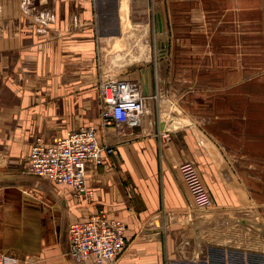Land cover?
<instances>
[{
    "label": "crops",
    "instance_id": "crops-1",
    "mask_svg": "<svg viewBox=\"0 0 264 264\" xmlns=\"http://www.w3.org/2000/svg\"><path fill=\"white\" fill-rule=\"evenodd\" d=\"M139 1L0 0V253L20 264H78L68 255L69 225L93 214L127 225L125 249L104 264H254L264 256V0H146L152 23L160 15L164 24L153 95L128 139L100 133L115 150L87 165L93 203L28 172L38 137L99 126L100 80L127 78L99 71V24L131 21L122 9ZM148 12H133V21L148 23ZM184 163L197 169L213 209L195 208ZM226 225L251 233L257 254L238 239L237 258L210 255L209 234Z\"/></svg>",
    "mask_w": 264,
    "mask_h": 264
},
{
    "label": "built area",
    "instance_id": "built-area-1",
    "mask_svg": "<svg viewBox=\"0 0 264 264\" xmlns=\"http://www.w3.org/2000/svg\"><path fill=\"white\" fill-rule=\"evenodd\" d=\"M99 100V126L83 127L53 141L38 137L28 157L31 175L67 188L87 205L95 198V191L87 182V165H101L104 156L115 150L101 141L100 133L113 129L117 139H128L132 129L141 125L146 111V97L138 80L101 79ZM180 169L195 208H211L212 198L195 166L184 163ZM126 230L124 221L107 214L73 221L68 229V255L78 264L114 263L126 247ZM0 264L20 263L17 258L0 253Z\"/></svg>",
    "mask_w": 264,
    "mask_h": 264
},
{
    "label": "rangeland",
    "instance_id": "rangeland-1",
    "mask_svg": "<svg viewBox=\"0 0 264 264\" xmlns=\"http://www.w3.org/2000/svg\"><path fill=\"white\" fill-rule=\"evenodd\" d=\"M147 6H148V2L146 0H140L138 7L139 9H136L135 6L133 8H130V10L127 9L126 11L125 9H122V12L125 11V15L128 14L129 19L131 21H127V19L124 18V20L127 22H122V23L106 22L99 24L100 35H105V39H102L100 41L101 54L99 56L98 67H99V71L102 72L104 75L121 73V76L122 74H126V76L129 79L138 80V81L140 80L141 82V75H140L141 68L148 67L149 65L152 67L151 64L153 63L156 64L157 41L155 36H156L157 25L155 24V22L152 23L153 20L152 7L151 8L149 7V12H148ZM133 12H137L138 15H146L148 12L150 17L149 22L146 23V19H144V17L137 18V19L145 20L144 22L133 21L132 18ZM113 19L114 18H111L108 15L106 17V20H113ZM137 19L134 18V20ZM146 28H148L147 35L143 33L145 32ZM213 208H214V203L213 206L207 210ZM209 214H210L209 212L205 213L204 218L206 219L207 217H211L208 216ZM229 225L223 226L222 229L216 230L215 233L209 234V236L212 237L216 236L215 238H211L208 240L209 243H207V245H210L208 248L210 252L209 254L211 255L214 253V255H216V253H218L220 257L226 254L228 257L234 256L233 258H237L238 254L240 253L236 250V248L233 247L235 246L234 241L238 239L239 240L242 239L244 241H250L251 244L249 249L250 255L257 254V248H256L257 244L254 243L255 238L252 237V234L251 233L247 234L246 230L242 234H239L240 231L236 232L235 230L232 229L227 230L226 228H228ZM233 226L236 227L237 229H244L236 225ZM262 237L264 239V234L262 235ZM225 240L228 241L226 242ZM216 245H221L220 246L221 248H228V249L229 247H231L234 252L227 250V251H220L222 253H219V250L215 248L217 247ZM254 258H257V256ZM263 258L264 256L263 257L260 256V259L259 258H257L258 260L255 259L254 264H264ZM218 264H224V263H222L221 260V263ZM229 264H239V263H235L233 261L232 263Z\"/></svg>",
    "mask_w": 264,
    "mask_h": 264
},
{
    "label": "water",
    "instance_id": "water-1",
    "mask_svg": "<svg viewBox=\"0 0 264 264\" xmlns=\"http://www.w3.org/2000/svg\"><path fill=\"white\" fill-rule=\"evenodd\" d=\"M156 25H157V31L162 34L164 32V24L162 22V18L160 15H158V24H156ZM163 48H165V46H163V44H162V49ZM159 52H160V50L156 49V56L157 57L160 54ZM153 72H154V70H153V67H151V66L141 68V70H140L142 91H143V95L146 98H150L153 95V84H154ZM112 77H114V76H112ZM109 78H111V77H109ZM123 79L128 80V77L123 78ZM139 127L140 126H137L136 128L134 127V131H139L140 130ZM170 130H171L170 127L165 126V128L162 130V133L170 132Z\"/></svg>",
    "mask_w": 264,
    "mask_h": 264
},
{
    "label": "bare ground",
    "instance_id": "bare-ground-1",
    "mask_svg": "<svg viewBox=\"0 0 264 264\" xmlns=\"http://www.w3.org/2000/svg\"><path fill=\"white\" fill-rule=\"evenodd\" d=\"M125 4H126V1H125ZM126 9H127V8H126ZM125 11H126V10H125ZM127 15H128V14H127ZM126 19H127V21H129L127 17H126ZM127 21H126V22H127ZM126 24H127V23H126ZM126 24H125V25H126ZM127 25H128V24H127ZM128 26H129V25H128ZM123 28H125V27H123ZM147 31H148V28H146L145 32H143V33L147 35ZM131 34H132V33H131ZM116 41H117V40H116ZM116 44H117V42H116ZM116 44H115V45H116ZM112 47H113V45H112ZM69 133H70V131H69ZM29 174H30V173H29ZM183 181H184V180H183Z\"/></svg>",
    "mask_w": 264,
    "mask_h": 264
}]
</instances>
